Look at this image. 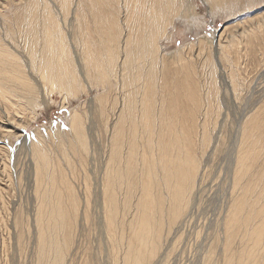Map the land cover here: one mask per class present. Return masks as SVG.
<instances>
[{
	"label": "bare ground",
	"instance_id": "obj_1",
	"mask_svg": "<svg viewBox=\"0 0 264 264\" xmlns=\"http://www.w3.org/2000/svg\"><path fill=\"white\" fill-rule=\"evenodd\" d=\"M222 1L200 0L214 14ZM196 17L194 0H0V138L17 135L24 112L54 91L62 103L78 102L67 141L82 166L93 159L86 119L108 136L104 161L93 181L85 171L81 191L66 154L70 175L55 169L44 186L50 157L31 145L26 227L34 264H75V231L86 226L101 232L97 250L108 264H185L188 238L200 264H264V98L234 100L230 109L218 80H230L236 98L254 86L230 55L240 41L223 32L203 37ZM178 26L197 41L171 47ZM258 32L244 31L249 40ZM218 53L228 66L219 67ZM212 175L228 195L216 210L203 195ZM0 244L4 254L3 237Z\"/></svg>",
	"mask_w": 264,
	"mask_h": 264
},
{
	"label": "rangeland",
	"instance_id": "obj_2",
	"mask_svg": "<svg viewBox=\"0 0 264 264\" xmlns=\"http://www.w3.org/2000/svg\"><path fill=\"white\" fill-rule=\"evenodd\" d=\"M222 2L224 4L219 6L222 11L214 14L208 6L201 3L200 0H194L197 13L195 20L198 19L199 27L202 32L200 35L209 38L215 35L214 39H216V36L223 32L225 39H229V35L234 34L235 39L240 41L237 45L239 48L233 50L230 55L235 59H240V63H237V72L239 76L241 77L242 74V76L246 78V81L251 80L253 82L252 95L250 93L251 89L246 90L242 88V92L240 91L236 98L230 80L226 79L224 81L218 80L219 88L221 92L226 91L225 94L222 93V97L229 102L228 106L231 104L234 105V100H238L237 103L241 106L245 103L244 100H247L248 96H251V101H255V105H258L262 100L260 98H264V72L260 68V64L264 61V29H262L264 28V0H223ZM10 19H13V16H11ZM259 24L261 27H258ZM3 26L5 27L4 23ZM252 28H258L259 32L256 34L257 38L249 40L246 38L244 31ZM177 29H179V31L175 40L169 44L171 47H180L183 42L187 41H197V37L192 30L186 31L184 26H178ZM14 39L17 41L23 40L22 33L18 31L15 32ZM217 60L219 61V67H221V65L226 67L230 63L229 61L222 60L219 53L217 54ZM247 91H249V94ZM95 93L96 91L94 90L90 92L88 98L93 97ZM239 99L241 100L239 101ZM77 103L78 102L74 100L71 104L76 105ZM71 104L62 103L61 96L57 91H54L49 102L42 105H35L33 113H29L28 109L24 112L25 115L21 118L24 124L17 129V135L0 138V146L3 147L0 148V237L5 239L4 254L3 247L0 244V255L2 258L5 257V260H3L5 264H34L33 249L28 240L29 238H27L28 232L26 227L28 222L26 218L27 211L30 206L29 200L33 192L32 170L34 167V158L31 153V145H36L40 149L45 150L50 157L49 168L44 169L46 176L43 175L42 177L44 186H47L50 175H52L51 180L54 179L55 169L64 170L70 175V166L67 163L65 154L73 162L75 176L70 177L79 191L83 190L84 187L85 171H89V168L91 169V172L88 174L91 176L92 180V171L96 161L98 160L100 163L104 161L108 149V136L97 126L92 124L91 118L86 119V124L88 126V136L92 139L90 144L93 152L92 160L88 158L84 166H82V155L78 148L67 141L71 137L69 122ZM230 111L229 118L232 116V110ZM27 118L34 119L25 122ZM1 126L3 127L5 125L3 124ZM225 128V133L229 136L230 125ZM227 150L228 148L222 153L223 158L226 159H223L222 162V165H225V167L228 162L229 151ZM3 162H6L5 167L4 164H2ZM7 175L9 176V180ZM212 176L206 177L203 184V187H205L203 195L205 196L204 198L208 199V201L205 202V204L208 205L207 207L216 210L221 201L228 198V195L225 193L226 187L224 183L222 184L220 179H216V176H213L214 178ZM58 183L59 181L57 180L56 184L58 185ZM211 213L212 212L209 211L208 215ZM16 218L18 221L17 227L14 223ZM202 220L203 218L196 219V225L203 222ZM98 230L99 229L94 226H86L80 227L75 231V239L79 241H76L78 247L75 248V254L73 256L75 261L78 262L75 264L82 263L86 258L91 262L89 264H108L103 251L101 254L99 248L97 250V247H99L101 243V241L99 242V240H101V232ZM16 233L19 234L21 238L20 247H18L16 243ZM203 234L204 232L202 235ZM195 245L194 238H188V242H186L185 245V254L187 255L184 254L183 257H189V260L185 262V264H200L199 256H195L198 254L195 252L198 250V245ZM263 247L264 243H261L259 245L260 250ZM77 254L81 255L77 256ZM193 256L195 257L193 258ZM178 261L175 264L182 263V260Z\"/></svg>",
	"mask_w": 264,
	"mask_h": 264
}]
</instances>
